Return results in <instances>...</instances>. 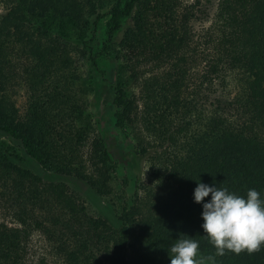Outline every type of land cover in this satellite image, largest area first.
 Listing matches in <instances>:
<instances>
[{"label": "trees", "instance_id": "trees-1", "mask_svg": "<svg viewBox=\"0 0 264 264\" xmlns=\"http://www.w3.org/2000/svg\"><path fill=\"white\" fill-rule=\"evenodd\" d=\"M104 5L110 6L109 19L98 54L116 61L114 125L125 131L139 122L171 147L163 158L149 157V167L164 172L151 170L153 177L167 179L166 193L145 212L137 201L122 207L115 228L89 213L64 182L43 180L0 150V199L16 224L0 221V264H24L33 231L43 235L62 264H170L168 250L181 234L199 241L201 255H214L201 227L202 204L211 194L194 202L197 182L242 196L255 189L264 199V0H218L217 57L208 73L217 78L218 65L236 67L242 86L206 118L194 113L185 94L193 12L182 0H6L0 13V130L17 138L44 170L82 180L99 196L112 192L115 162L91 129L86 87L72 59L78 52L95 64L97 53L65 35L82 38ZM164 64L168 68L145 77ZM19 78L29 90L22 112L9 94ZM135 83L142 99L138 116L128 92ZM174 118L179 124L171 129ZM136 140L137 152L145 154L143 139ZM215 264H264V247L251 255L217 256Z\"/></svg>", "mask_w": 264, "mask_h": 264}, {"label": "rangeland", "instance_id": "rangeland-1", "mask_svg": "<svg viewBox=\"0 0 264 264\" xmlns=\"http://www.w3.org/2000/svg\"><path fill=\"white\" fill-rule=\"evenodd\" d=\"M217 3L218 0H182V4L190 6L189 8L193 12L190 20L193 39L187 61L188 77L185 94L194 105V113L202 118L212 115L214 111L220 112L223 101L231 100L234 93L242 86L236 67L218 65L220 72L217 73L219 74L217 78L214 77V74L208 73L209 64L217 57V48H215L214 42V31L217 29L215 22ZM5 7L6 0L0 1V13L4 11ZM109 7V5H104L99 9V20L96 24L91 23L92 20H90L89 27L82 38L65 35L68 36L70 42L85 51L97 53L95 64L88 58L81 57L78 52L72 55V59L79 75V83L86 87L83 102L91 129L93 133L102 137L109 157L115 162V170L110 181L112 192L107 196H99L82 180L44 170L27 155L17 138L2 130H0V150L5 151L10 159L39 175L43 180L64 182L83 198L89 213L104 217L112 227L117 228L120 225L118 217L122 207H129L133 201H137L145 212L148 203L156 200L157 195L166 193L167 179L165 177L155 178L151 174L152 169L158 168L157 170L162 172V168L149 167V157L163 158L169 154L171 147L162 136L158 137L145 131L139 122H135L125 131L114 125L115 107L112 104V77L116 61L111 55L98 54L105 39ZM120 35L121 32H118L115 38ZM113 47L118 48L116 45ZM168 66V64H164L161 68L154 69L152 73H146L145 77L153 73L157 75L161 69H166ZM203 74L209 76L202 79L200 76ZM128 92L136 101L138 109L136 115L138 116L142 109L139 83L131 84ZM9 94L15 107L19 112H22L29 94L27 85L19 78L12 82ZM224 111H227L226 115L231 119L234 118V111L230 109ZM195 114L190 118L191 120L195 119ZM175 119L171 121V129L179 124V121L177 124L175 123ZM137 137L143 139L141 143L146 148L145 154L141 155L137 152ZM88 142L86 139L82 143L83 153L87 150ZM0 221L10 226L16 225L10 218V209L1 199ZM41 260L42 264H62L52 253L43 235L38 231H33L26 244L24 264H39Z\"/></svg>", "mask_w": 264, "mask_h": 264}, {"label": "clouds", "instance_id": "clouds-1", "mask_svg": "<svg viewBox=\"0 0 264 264\" xmlns=\"http://www.w3.org/2000/svg\"><path fill=\"white\" fill-rule=\"evenodd\" d=\"M209 194L210 201L202 204L201 227L215 254L201 255L199 241L181 234L168 250L170 264H215L217 256L251 255L264 247V199L259 191L248 189L242 196L198 181L194 202L201 203Z\"/></svg>", "mask_w": 264, "mask_h": 264}]
</instances>
